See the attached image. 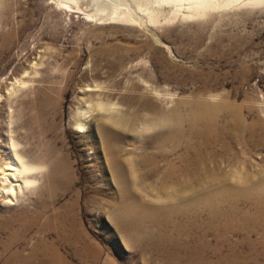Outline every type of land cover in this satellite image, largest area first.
Segmentation results:
<instances>
[{"label":"rangeland","instance_id":"obj_1","mask_svg":"<svg viewBox=\"0 0 264 264\" xmlns=\"http://www.w3.org/2000/svg\"><path fill=\"white\" fill-rule=\"evenodd\" d=\"M195 1L0 0V167L9 162L11 141L26 160L41 153L43 141L67 153L75 178L58 194L55 207L78 197L82 229L100 252L94 264H171L170 254H175L161 247L175 236L151 233L141 241V253L132 250L111 219L114 208L105 207V199L87 202L96 187L115 193L106 168L95 161L103 160L96 142L100 116L110 115L99 110L100 103L133 113L140 105L173 107L179 100L202 101L220 92L241 105L249 120L264 119V0H210L212 5L203 7L193 6ZM39 103L45 106L47 130L40 139L31 119ZM80 104L96 110L83 133L71 122ZM248 107L254 111L249 113ZM141 116L149 119L146 109ZM133 124L127 148L140 154L141 143L157 131L142 127L140 119ZM228 160L222 163L224 170L230 169ZM91 167L96 182L87 177ZM36 188L26 191L24 207L36 197ZM145 196L153 198V191ZM20 206L5 203L0 209L8 216ZM147 226L154 232L153 225ZM36 231H31L25 253ZM262 238L260 232L252 237L251 251L246 244L240 246L236 263L263 264ZM207 240L214 242L210 235ZM60 250L68 264H82L68 248Z\"/></svg>","mask_w":264,"mask_h":264},{"label":"bare ground","instance_id":"obj_2","mask_svg":"<svg viewBox=\"0 0 264 264\" xmlns=\"http://www.w3.org/2000/svg\"><path fill=\"white\" fill-rule=\"evenodd\" d=\"M194 5L210 6L212 2L198 0ZM226 98L219 92L202 101L179 100L173 107L140 105L133 113L111 104L98 105L110 115L100 116L96 142L103 160L95 161L106 168L115 193L105 194L106 189L96 187L87 202L97 204L105 199V207L114 208L111 219L132 250L141 253V241L150 233L175 236L169 245L161 246L175 252L170 254L171 264H239L234 255L240 246L246 244L253 250L252 237L257 232L264 240V119L252 116L249 120L241 105ZM144 109L149 119L141 116ZM75 110L73 127L86 132L96 110L81 104ZM45 112L44 104L39 103L31 117L37 123L39 139L47 131ZM135 119L141 120L142 127L157 131L141 143L140 154L127 148V134ZM44 142L41 153L27 160L14 142L7 147L11 154L9 162L0 167V207L5 203L21 206L8 216L0 209V264H68L60 250L64 247L82 264H94L100 252L82 229L78 197L55 207L58 194L74 182L73 163L55 143ZM225 158L231 163L229 170L222 168ZM94 172L91 167L89 182H96ZM36 185V197L24 207L26 191ZM149 190L153 191L151 199L145 196ZM150 224L154 232H149ZM35 228L37 237L25 253ZM209 235L214 238L212 244ZM232 236L243 240L233 242ZM135 254L141 262L140 254ZM241 264H251V260Z\"/></svg>","mask_w":264,"mask_h":264}]
</instances>
